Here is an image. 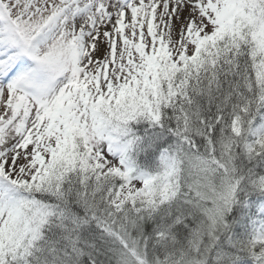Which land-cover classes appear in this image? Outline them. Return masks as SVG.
<instances>
[{"label":"snow or ice","instance_id":"obj_1","mask_svg":"<svg viewBox=\"0 0 264 264\" xmlns=\"http://www.w3.org/2000/svg\"><path fill=\"white\" fill-rule=\"evenodd\" d=\"M0 264H264V0H0Z\"/></svg>","mask_w":264,"mask_h":264}]
</instances>
